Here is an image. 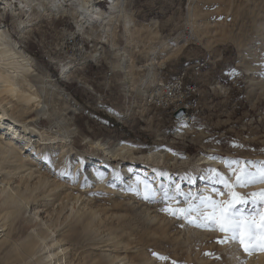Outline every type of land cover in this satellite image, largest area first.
Here are the masks:
<instances>
[{"label":"rangeland","instance_id":"rangeland-1","mask_svg":"<svg viewBox=\"0 0 264 264\" xmlns=\"http://www.w3.org/2000/svg\"><path fill=\"white\" fill-rule=\"evenodd\" d=\"M7 1L10 4L0 8V28L9 32L20 49L33 57L35 72L40 76L49 73L83 108L75 113L70 124L75 136L72 148L67 146V152V147H61L65 144V139L61 140L64 130L51 118L41 116L37 129L52 138L49 144L32 148L33 154L42 171L53 180L59 179L64 183L58 191L67 188L79 196L75 209L92 202L107 213L134 217L130 225L137 239H130L127 252L121 249L116 253L121 258L127 255L148 259L147 264H151V259L161 264H264V250L245 252L238 242L228 240L220 243L230 234L221 232L217 225L204 220V213L212 209L198 205L193 195H198L200 199L211 197L217 202H231L234 192L238 194L236 199L247 201L237 205L245 215L254 216L259 221L264 214V200L259 195L264 191V180L256 178L247 186L232 188H226L220 182L224 177L229 184L235 185V173L240 168L246 167L252 173L259 169L256 164L246 165L249 159L255 160V163L264 162V0H126L124 11L134 19L137 30L133 28L128 40L122 24L114 23L113 42L117 50L126 49L131 55L134 86H143L141 79H148L151 72L160 82L177 76L194 82L199 90L201 111L189 121H179L174 113L171 116L169 108L154 107L147 102L148 96L146 99L140 96L136 88L129 92V96L124 95L121 87L124 74L120 68L112 66L117 60L114 57L117 50L113 49L110 41L102 39L103 31L97 21L85 19L82 29H79L70 14L36 17L32 15L34 12L28 16L27 11L13 15V9L20 8L21 0ZM99 5L108 10L106 1ZM66 7L69 9L70 5L66 4ZM153 21H156V36L148 31ZM20 22H24L25 29H28L24 36L18 31ZM189 28L197 42L189 41L186 45V41L178 53L149 69L147 63L155 51H158L157 60L165 54L159 49L162 42L183 37ZM98 48L105 52V56L98 61L87 60L78 71L73 72L72 69L73 74H78L93 89L79 84L73 77L67 80L60 78L59 60L72 59L77 65L83 54ZM206 54L210 55L209 62L199 74H194L192 65ZM141 65L142 68H137ZM148 80L145 89L150 93L156 79L151 83ZM1 95L6 97L4 93ZM132 103H137L142 110L120 120L115 111L124 113ZM42 105L47 109L50 101ZM42 109L33 107L28 120L36 117L37 111ZM86 138L99 141L108 150L118 148L120 142H128L135 148L134 157L150 151H161L166 155L164 161L158 163L127 155L116 157L104 153L101 147L89 148ZM208 154L239 162L234 166L227 163L228 169L233 171H230L232 177L222 172V166L197 165V159ZM67 156L69 161H64L66 165H63V158ZM174 158H179V162L173 163ZM182 159L185 161L181 162ZM77 162L81 166L72 167ZM91 164L102 168L97 178H89ZM129 166L132 168H127ZM201 167L206 168L204 179L211 178L212 189L220 194L219 197L200 193V184L205 181L199 176ZM127 171L142 175V179L154 185L149 187L152 190L149 199L144 198L145 193L142 195L138 191L133 195L132 192L138 189L129 182L124 184ZM100 183L112 189L101 188L98 186ZM8 186H16V183L11 181ZM145 205L164 218L160 227H156L155 221L147 216ZM48 206L49 209L54 208L50 214L44 212L46 207L43 205L40 208H23L10 232L12 242L17 245L29 233L44 229L60 207L59 203L53 205L52 202L47 203ZM69 207L60 215L61 224L57 225L55 236L73 220L70 217L74 211ZM189 208L193 209L190 214H172L164 210ZM96 234L92 233L93 236ZM85 243L81 238L78 243L72 242L70 247L81 246L79 251L83 250L87 259L98 256L108 259L114 255L109 247L96 248L94 253L98 254L91 255L85 251L86 247H82ZM59 245L57 248L54 246L55 253L67 247L66 244ZM45 252L36 248L30 262L26 259L15 264H47L49 260L44 259ZM67 252L70 253V248ZM120 257L114 264L126 262H118ZM74 261L67 254L61 257L58 264H74ZM10 262L13 264L12 259Z\"/></svg>","mask_w":264,"mask_h":264},{"label":"bare ground","instance_id":"bare-ground-1","mask_svg":"<svg viewBox=\"0 0 264 264\" xmlns=\"http://www.w3.org/2000/svg\"><path fill=\"white\" fill-rule=\"evenodd\" d=\"M102 1L108 3V10L100 7L99 4ZM125 2L126 0H21L20 8L13 9V15L27 11L29 12L28 16H31V13L34 12L32 15H36V17H58L59 15L70 14L79 29H82L83 23L86 22L84 21L85 19L88 21L95 20L103 31L102 39L106 42L110 41L113 49L117 50V46L113 42V25L121 23L124 31L123 33L128 40H130L132 36L133 28L136 27L134 19L124 11ZM8 4L10 3H8L7 0H3L0 4V8H5ZM66 4L70 5L69 9L66 7ZM191 10L193 12V8ZM155 23L156 21H153L148 30L152 36L158 34L155 31ZM25 27V23L20 22L18 31L23 36L28 30L25 29ZM135 30L137 29L135 28ZM187 30H189L191 36L185 34L183 37L179 36L171 41L162 42L159 49L163 50L165 54L161 56V60H157L158 51H155L153 56H151V61L147 63L149 69L152 70L157 64L164 63V61H166L171 55L178 53L184 46L185 42H188L190 38L196 41L191 28ZM132 40L133 38L131 41ZM120 50L118 49L116 52L113 51V53L115 52L114 57H117V60L112 63V66L113 68H120L124 74V80L121 82L124 95L129 96V92L136 88V92L140 96L143 95L145 99L147 96H155L156 83L160 82L157 80L158 78H156L155 75H152L153 73L151 72V76L147 75V78L150 80L141 79V85L143 86L140 88L135 87L133 76L134 65L131 55L126 49L122 51ZM103 56H105V52L102 51L101 48H98L83 54L80 58L81 61L78 62L77 65L73 64L74 62L72 59L59 60L58 66L60 78L62 80H67L70 77H73L79 82V84H84L89 89H93L92 86L82 77L78 74H73V72L81 69L82 65L85 64L87 60L98 61V59ZM111 56L113 55L111 54ZM142 67L143 65H141V67L138 66L137 68ZM146 80H148L149 83L155 80L152 84L151 91H149L150 93H147V90L145 89ZM2 93L8 97H3L1 95ZM47 100L50 101V107L47 106L48 108L46 109L42 104ZM136 104L132 103L131 107L126 108L127 111L124 113L115 111V114L121 120L131 113L140 112L142 108ZM33 107H42L43 109L37 111L38 114L36 117L28 120ZM82 110L83 108L72 99L69 93L62 89L55 78L49 73L40 76V74L35 72V61L33 57L29 53L27 54L20 49L19 45L16 44L15 39L10 36L9 32L0 28V253H3L0 256V262L10 264L11 259L13 264L20 261L24 262L26 259L30 262V259L36 252V248H39L40 251L46 250V254L43 253V255H45L44 259L49 260L47 264H58L61 257L67 254H69V257L73 261L76 257L73 262L74 264H114L115 260L120 257V254H117L116 252L121 249L126 251L130 239H137L134 236L133 227L130 225L134 217H125L113 212L107 213L102 211L100 206L95 205L92 202L88 205L83 204L82 207L75 209L74 205L79 200V196L68 191L67 188L63 191H58L59 189H62L64 183L60 182L59 179L53 180L47 173L42 171L39 166L41 164L37 163V157L35 158V154H33L34 152L32 148L36 149L41 145H47L51 142L50 139L52 138L48 136L45 131H39L37 129L39 122H41V116L51 118L54 120L55 124H58L60 129L64 130L61 140L65 139V144L61 147L66 148L68 146L71 149L73 145L72 143L74 142L75 132L71 131L70 124L73 121L75 113ZM58 119H61V122ZM30 122H32L33 126H31ZM179 131H181V129H179ZM86 142L89 148L100 149L101 147V150L104 153L116 157H125L127 155L134 159L139 158L145 161L158 163L163 162L166 155V153H160L161 151H150L148 154H142L141 156H136V158L134 157L133 152L135 148L125 141L120 142L118 145L116 144L119 147L114 150H111V148L110 150L106 148V150L97 140L93 141L87 139ZM68 147L65 149V152L68 151ZM64 161L68 162L69 157L67 156L63 158V165H66V162ZM184 161L185 160L182 159L181 162ZM177 162H179V158H174L173 163L176 164ZM234 162V159L228 160L225 158H217L213 156V154L201 156L197 159V165L211 164L213 167L217 165L222 166V172L227 175L229 174L230 178L233 175V171L228 169L227 163L233 165L236 164ZM255 164L259 168L264 167V163L262 164L260 161L255 163V160L253 161L249 159V161L246 162V165L249 166H255ZM78 166H81L78 162L74 166L72 165L74 168ZM127 168L131 169L132 167L129 166ZM200 171V179H204L206 168L201 167ZM101 172L102 168L98 166L93 167L91 164L90 171H88L89 178H97ZM125 174L123 180L126 182L124 181V184L129 182L132 186L134 185V187L138 189L136 192H132L133 195L138 192L143 195L145 193V183L150 188L154 187L149 180L142 179V175L140 174H134V172L131 171H127ZM204 180L205 181L200 184V193L203 195L205 194V196L210 195L212 197H219L220 194L212 189L213 187L211 183L213 181L211 178L207 177ZM11 181L15 182L16 186L9 187L8 185ZM98 186L101 188H107L104 183H100ZM107 189L111 190L112 188ZM193 195L197 198L198 205L203 206L199 196L196 194ZM49 202H52L53 205L59 203L60 207L56 210V215L52 216L50 220L47 221L48 224L44 226V229L39 228L36 231L29 233L26 238L17 245L14 241L12 242V235L10 232L13 230L14 221L21 210L23 208L27 209L29 206L40 208L41 205H43L44 208L46 207L44 212L47 211L50 214L51 209L54 211V208L49 209V206L47 207V203ZM68 206H70L69 208L71 211L72 209L74 211L70 217V220H73L69 223L66 229L62 230L59 232V235L55 236L57 225L61 224L59 221L60 215ZM143 207H145L144 209L150 220H153V222L155 221V226L160 227V223L164 218L160 216L159 213H153L154 211H151L152 207H149L148 205ZM37 217L38 216H36V218ZM94 232H97L95 236L92 235ZM104 234L106 235L102 236ZM81 238L86 242L82 247H86L85 251L89 254L92 255L95 252L94 250H97L96 248L101 249V247H109L112 249V252H114V255L108 257V259L104 256H98L97 258L89 257V259H87V256L83 253L84 251H79L81 246L77 248L70 247L72 242L78 243ZM59 244H66L67 247L55 253L56 246L59 247ZM54 246L56 248H54ZM69 248L70 253L67 252ZM105 250L107 249L105 248ZM122 260H126L123 264H147L148 262V259L142 260L138 257H128L127 255L122 258L120 257L118 262ZM141 260L143 261L142 263H140ZM150 261L151 264H161L160 261L156 262L152 259ZM260 261L261 257H259V262Z\"/></svg>","mask_w":264,"mask_h":264},{"label":"snow or ice","instance_id":"snow-or-ice-1","mask_svg":"<svg viewBox=\"0 0 264 264\" xmlns=\"http://www.w3.org/2000/svg\"><path fill=\"white\" fill-rule=\"evenodd\" d=\"M237 165L239 162H234ZM264 163V162H262ZM235 185L228 183L227 179L221 177L220 182L224 184L226 188H232L234 186H247L249 183L255 181L256 178L264 180V167H261L257 172L252 173L245 168H240L239 172H236ZM219 175V174H218ZM152 190L145 183V199H149V193ZM237 193H232L233 200L231 202H217L212 200L211 197H201V203L206 207H211V212L204 213V220L208 223H213L219 227V230L226 235L224 240L219 241L225 243L228 240L238 242L245 252H251L256 249L264 250V214L256 220L254 216L245 215L244 210L237 208L238 204H244L247 201L236 199ZM256 196V193H252ZM262 200H264V191L260 194ZM255 203V201H253ZM165 211H171L172 214L179 213H191L193 209H164ZM198 210V209H197ZM201 226H204L201 224ZM175 264V262H173Z\"/></svg>","mask_w":264,"mask_h":264},{"label":"built area","instance_id":"built-area-1","mask_svg":"<svg viewBox=\"0 0 264 264\" xmlns=\"http://www.w3.org/2000/svg\"><path fill=\"white\" fill-rule=\"evenodd\" d=\"M187 31L186 35L189 36V30ZM189 41L195 40L190 38ZM209 59L210 55L206 54L203 59L195 62L192 65L193 73L199 74L209 62ZM198 96L199 90L194 82H187L183 77L177 76L166 81L158 82L155 86V96H148L147 102L154 105V107L163 109L169 108L171 116L176 110L183 108L185 114L179 121H189L193 117H196L201 111Z\"/></svg>","mask_w":264,"mask_h":264},{"label":"water","instance_id":"water-1","mask_svg":"<svg viewBox=\"0 0 264 264\" xmlns=\"http://www.w3.org/2000/svg\"><path fill=\"white\" fill-rule=\"evenodd\" d=\"M185 114V110L183 108H180L174 112V117L176 119H180Z\"/></svg>","mask_w":264,"mask_h":264}]
</instances>
